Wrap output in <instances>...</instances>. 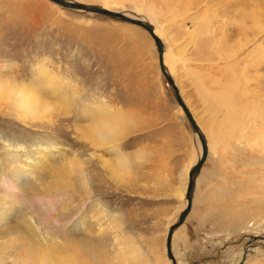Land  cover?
Listing matches in <instances>:
<instances>
[{"label":"rangeland","instance_id":"374dc122","mask_svg":"<svg viewBox=\"0 0 264 264\" xmlns=\"http://www.w3.org/2000/svg\"><path fill=\"white\" fill-rule=\"evenodd\" d=\"M110 1L162 26L165 61L211 143L192 210L173 234L174 254L181 264H238L249 243L244 264H264V0ZM45 70L63 79L70 102L39 83ZM0 74L9 81L0 86L2 162L15 156V144L42 155L36 144H56L44 152L53 167L41 171L54 196L18 195L57 250L76 264H100L72 248L90 238L104 264H170L166 234L187 206L188 171L202 146L149 31L52 0H0ZM19 84L59 99L39 114L25 112L14 99ZM95 104L118 120L108 141L88 131L92 117H103L82 109ZM167 123L182 138L149 135Z\"/></svg>","mask_w":264,"mask_h":264},{"label":"bare ground","instance_id":"6f19581e","mask_svg":"<svg viewBox=\"0 0 264 264\" xmlns=\"http://www.w3.org/2000/svg\"><path fill=\"white\" fill-rule=\"evenodd\" d=\"M74 1H78L85 4L87 3H93L96 5L100 4L101 7H104L106 9L109 8L111 10L121 12L120 9L118 7H115L113 5L114 3L112 4L110 0H74ZM98 2L100 3L98 4ZM136 11L127 10L126 12L123 13L154 25L155 33L157 35L163 33L162 26L159 25V22L158 23L157 21L155 22L152 16H148L149 14L143 15L139 11L137 12ZM153 21L155 22V24ZM166 54L167 53L164 52L163 61L171 74L173 66L171 65V67H168L167 60L165 61ZM45 68L47 69V67ZM43 73H46L47 75L39 78L40 79L39 83L43 85L45 84V86H47V93L48 94L51 93V95L52 93L57 94L56 96L62 98V102L64 103L70 102L68 101L67 93H65L64 87L58 85V81L63 82V79L57 74H53L52 72L51 73L46 72V70L43 71ZM3 78L4 77L3 76L1 77L0 74V86L4 84H8L9 82L7 81V79H3ZM172 78L175 82L173 76ZM175 84L177 85L178 83L175 82ZM177 87L181 94V90L178 85ZM13 91H14V96H15L14 99L16 105L19 108L26 110L25 112H30L31 114L33 113V110H35L37 114H39V112L41 111L55 107L54 103L57 99H59L56 98L55 101L49 102V100L46 97H43V95L41 94L39 95L37 91L34 89V87L28 88V86H25L23 84H19L16 87V89H14ZM181 97L183 98L182 94ZM185 102L188 104V101ZM95 105L97 106H94L93 109H88L86 107H83L82 109V112L84 114H91V113L94 114V112H96V114H98L100 117H103V118L92 117V120L90 121L91 124L88 125V131L92 133V137L94 138L96 137V139L97 137H99V140L108 141L112 138V136L118 134L117 133L118 129H120L119 125L116 124V121L118 120L114 118L110 120L106 119L105 115L108 112L110 113V111L106 109L104 105H98V104ZM181 110H183L182 107ZM98 112H101V114L103 115L99 114ZM80 131L83 132V135L86 138L88 137V133L85 130H80ZM259 137H261L260 139L264 141L263 132H259ZM205 138H207L208 154H209L211 143L207 136H205ZM196 139H198L197 141L201 144V140L200 138H198L197 134H196ZM5 142L9 145H12L13 143L12 140H8V139H5ZM55 146L56 144L54 143L52 145H47L45 143H40L39 145L36 144L34 146V149L43 150L42 151L43 155H42L39 154V152H34V149H33L34 153H31L32 150L31 151L26 150L25 147L15 144L14 148H12V150L14 151L13 154L15 156H13L9 161L5 163L2 162L0 158V186H3L5 191H7L4 194L2 193L0 194V264H76L73 258L62 254L60 251L57 250V247L53 242L54 238H52L50 235V231L47 230L45 224L43 225L39 222V220H36L38 219V217L36 218L37 213L36 214L34 213V211L32 210L33 209L32 206L27 205L23 200H21L20 198L21 196L18 195L23 190H30L33 192L34 195L36 194L39 197L40 195L44 196L42 198L47 199L50 198L52 195L54 196L55 192H53V184L47 181V179L43 176L41 171L43 172L45 169H48L50 171V169L53 167L52 162H49V160L45 158L44 152L48 151L49 149H53ZM199 152L201 155L202 147H201V151ZM188 181H189V177H188ZM187 204H188V200H187ZM97 208L99 211V213L98 212L97 213L98 215L101 216V212H104L105 210L102 208V206L101 209L100 206H97ZM74 226L77 229L79 223H75ZM90 240H91L90 238L88 240H83V241L77 240L76 242H74L75 246L72 248L75 250H79V246H81V248L85 251V253L91 257V259L93 260L97 259V261H99L100 264H104L105 259L99 253V249H97L95 245L92 247L91 245L88 244V241ZM248 247H249V243H247V245L244 247L243 257L238 262V264H244V262L246 261L249 253ZM172 248H173V244H172ZM173 254H174V250H173ZM174 255L176 257V254ZM177 262L178 264H181L178 259ZM170 264H172V260Z\"/></svg>","mask_w":264,"mask_h":264},{"label":"water","instance_id":"95a60500","mask_svg":"<svg viewBox=\"0 0 264 264\" xmlns=\"http://www.w3.org/2000/svg\"><path fill=\"white\" fill-rule=\"evenodd\" d=\"M64 7H69V8H75V9H82V10H86V11H93V12H97V13H101L103 15H108L111 16L113 18H117L119 20H122L124 22L128 21L130 23L139 25L141 27H143L144 29H147L156 46H157V50H158V58H159V63H160V67H161V71L163 73V75L165 76L167 82H169V85L173 91V95L175 97V100L178 102V104L183 108L185 116L187 118V120H189L190 125L192 126L195 134H197L198 138H200L201 140V144H202V153L199 157V160L196 162L195 165H193L191 167V169L189 170V181H188V186L186 189V193L185 196L188 200V204L187 207L185 209H183L181 211V213L179 214V218L170 225L168 232H167V240H166V251L168 254V257L170 260H172V264H178L177 259L175 257V255L173 254V248H172V244H173V233L174 231L180 227L182 224L185 223V221L187 220L188 216H189V212L192 209L193 206V192H194V187H195V182H196V176L201 172L204 164L206 163L207 159H208V144H207V138H205L197 120L194 118L193 113L191 111V109L189 108L188 104L183 100V98L181 97V94L179 92V89L177 87V85L175 84L167 66L165 65L164 61H163V55L165 52V45L162 43L161 38L155 33V28L154 25L148 23V22H144L140 19H137L135 17L129 16L123 12H119V11H114L111 10L109 8H104L101 7L99 5L93 4V3H81L78 1H74V0H52ZM262 240H264V237H261Z\"/></svg>","mask_w":264,"mask_h":264},{"label":"crops","instance_id":"0c3cea01","mask_svg":"<svg viewBox=\"0 0 264 264\" xmlns=\"http://www.w3.org/2000/svg\"><path fill=\"white\" fill-rule=\"evenodd\" d=\"M175 120H180V123L183 125V126H186L185 124H187V123H185V122H187V120H185V121H183L180 117L179 118H176ZM162 129H160L159 128V130H157V129H155V130H153L152 132L151 131H149V132H151L149 135H154V137L155 138H157V136L156 135H158V134H160L161 135V138L160 139H162L163 141H165V142H167L168 140H171V139H173L174 140V138H177V139H179V138H182V136L180 135V133H178V136H174V135H172L171 136V133H172V131L176 128L175 127V125L173 124V123H167V124H164L162 127H161ZM147 139H149V137H147L146 138V140ZM150 139H152V138H150ZM149 139V140H150ZM174 152H172L171 154H173ZM176 154V153H175ZM178 154H180V153H178ZM197 162V161H196ZM196 162H195V164H196ZM194 164V165H195ZM193 166V165H192ZM192 166H190V169H191V167ZM185 209V208H184ZM240 261V260H239ZM239 261H237V263L239 262ZM192 264V263H191Z\"/></svg>","mask_w":264,"mask_h":264}]
</instances>
